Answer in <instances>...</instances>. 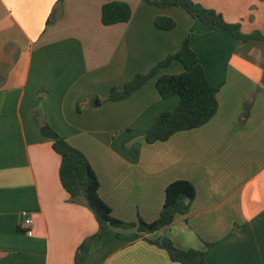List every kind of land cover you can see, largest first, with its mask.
Segmentation results:
<instances>
[{
	"label": "crops",
	"instance_id": "1",
	"mask_svg": "<svg viewBox=\"0 0 264 264\" xmlns=\"http://www.w3.org/2000/svg\"><path fill=\"white\" fill-rule=\"evenodd\" d=\"M58 1L0 0V264H181L149 242L165 236L205 251L208 264H264V39L195 30L191 47L219 87L218 110L200 127L148 143V129L179 96L163 98L157 77L126 98L109 95L177 52L193 17L180 6L119 0L130 4L131 19L105 25L107 0ZM194 1L264 36V0ZM158 16L175 26L159 28ZM183 71L174 60L159 75ZM45 125L85 153L113 216L134 224L115 228L121 237L94 236L98 220L62 185ZM177 179L196 187L188 211L139 232L140 219L159 217Z\"/></svg>",
	"mask_w": 264,
	"mask_h": 264
},
{
	"label": "trees",
	"instance_id": "2",
	"mask_svg": "<svg viewBox=\"0 0 264 264\" xmlns=\"http://www.w3.org/2000/svg\"><path fill=\"white\" fill-rule=\"evenodd\" d=\"M159 7L180 6L194 19V24L184 38L180 49L156 63L148 72L137 73L119 90L114 87L109 95L110 100H120L128 97L146 81L157 77L156 86L163 98L179 96L176 108L162 111L148 129L145 140L148 143L166 141L179 131L190 130L207 123L218 110V86H213L205 73L199 57L191 47V35L199 28H209L233 35L239 40L264 39L259 32L243 33L239 23L226 21L223 15L213 8H208L194 0H146ZM62 0L58 1V7ZM57 8L53 10L48 23L55 17ZM132 17L129 3L119 0H107L102 10V21L105 25L128 22ZM156 25L161 29H171L175 21L166 16H158ZM174 60L180 61L184 71L179 74L159 75L161 68L168 66ZM2 77L0 76V89ZM53 147L61 156L60 180L70 197L74 200H84L96 214L99 230L94 236H116L122 234L115 228H130L134 224L122 221L112 214V208L100 195V181L90 160L80 149L72 146L64 137L59 136L53 141ZM196 196L195 185L187 179H177L167 185L165 202L159 217L147 222L139 221V232L152 233L172 224L178 214L188 211L189 203ZM135 233L132 237H139ZM93 238V237H91ZM150 243L168 251L172 261L181 264H208L206 252L197 249H180L169 237L149 239ZM84 244L80 247L82 250ZM79 263V261H78Z\"/></svg>",
	"mask_w": 264,
	"mask_h": 264
},
{
	"label": "water",
	"instance_id": "3",
	"mask_svg": "<svg viewBox=\"0 0 264 264\" xmlns=\"http://www.w3.org/2000/svg\"><path fill=\"white\" fill-rule=\"evenodd\" d=\"M41 133L43 136H45L47 138H51V139H57L58 138V134L52 128H50L48 125H45L41 128Z\"/></svg>",
	"mask_w": 264,
	"mask_h": 264
},
{
	"label": "built area",
	"instance_id": "4",
	"mask_svg": "<svg viewBox=\"0 0 264 264\" xmlns=\"http://www.w3.org/2000/svg\"><path fill=\"white\" fill-rule=\"evenodd\" d=\"M24 221H23V225L25 228V231L31 235L32 234V224H33V219L31 218L30 215H28L27 213H24Z\"/></svg>",
	"mask_w": 264,
	"mask_h": 264
},
{
	"label": "rangeland",
	"instance_id": "5",
	"mask_svg": "<svg viewBox=\"0 0 264 264\" xmlns=\"http://www.w3.org/2000/svg\"><path fill=\"white\" fill-rule=\"evenodd\" d=\"M94 212V211H93ZM95 214V213H94ZM95 216H96V214H95Z\"/></svg>",
	"mask_w": 264,
	"mask_h": 264
}]
</instances>
